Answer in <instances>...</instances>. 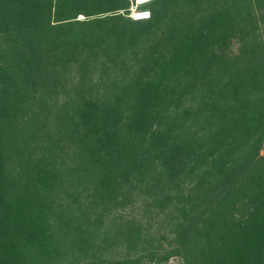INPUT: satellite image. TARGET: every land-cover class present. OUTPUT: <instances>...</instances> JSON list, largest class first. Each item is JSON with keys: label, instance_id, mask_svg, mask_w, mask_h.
I'll list each match as a JSON object with an SVG mask.
<instances>
[{"label": "trees", "instance_id": "16d2710c", "mask_svg": "<svg viewBox=\"0 0 264 264\" xmlns=\"http://www.w3.org/2000/svg\"><path fill=\"white\" fill-rule=\"evenodd\" d=\"M150 4L0 0V264H264V0Z\"/></svg>", "mask_w": 264, "mask_h": 264}, {"label": "built area", "instance_id": "2783aa9c", "mask_svg": "<svg viewBox=\"0 0 264 264\" xmlns=\"http://www.w3.org/2000/svg\"><path fill=\"white\" fill-rule=\"evenodd\" d=\"M129 6L126 9L121 10L122 13L127 15L133 20H142L151 17L152 11L147 6L153 0H127Z\"/></svg>", "mask_w": 264, "mask_h": 264}, {"label": "rangeland", "instance_id": "374dc122", "mask_svg": "<svg viewBox=\"0 0 264 264\" xmlns=\"http://www.w3.org/2000/svg\"><path fill=\"white\" fill-rule=\"evenodd\" d=\"M148 7H151V4H149V5H147ZM79 18H83V16H80ZM264 28V27H263ZM264 33V32H263ZM177 258L176 257H174L172 260H171V263H175V262H177Z\"/></svg>", "mask_w": 264, "mask_h": 264}, {"label": "crops", "instance_id": "0c3cea01", "mask_svg": "<svg viewBox=\"0 0 264 264\" xmlns=\"http://www.w3.org/2000/svg\"><path fill=\"white\" fill-rule=\"evenodd\" d=\"M263 38H264V35H263Z\"/></svg>", "mask_w": 264, "mask_h": 264}]
</instances>
